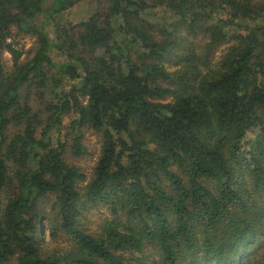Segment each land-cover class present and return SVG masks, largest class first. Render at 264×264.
Masks as SVG:
<instances>
[{
	"label": "trees",
	"instance_id": "trees-1",
	"mask_svg": "<svg viewBox=\"0 0 264 264\" xmlns=\"http://www.w3.org/2000/svg\"><path fill=\"white\" fill-rule=\"evenodd\" d=\"M80 2L88 18L56 20ZM84 130L100 137L89 175L68 162ZM13 261L264 264V0H0V264Z\"/></svg>",
	"mask_w": 264,
	"mask_h": 264
},
{
	"label": "rangeland",
	"instance_id": "rangeland-1",
	"mask_svg": "<svg viewBox=\"0 0 264 264\" xmlns=\"http://www.w3.org/2000/svg\"><path fill=\"white\" fill-rule=\"evenodd\" d=\"M94 11V6L92 4H86L78 3L70 10L66 11L65 13L59 15V18H56V20H65L67 22H70L72 24L79 23L82 20H85L88 18L91 13ZM53 23V22H51ZM53 25V24H52ZM52 25L48 26L47 28L52 30ZM51 37V35H50ZM16 46L17 48L21 49L23 51V55L21 57V60L23 62H26L30 58H32L35 49V38L30 35L26 36H20L16 39ZM220 55V51L217 53V57ZM51 59L54 63H59L61 61H64V57L60 55L57 51L53 50L50 54ZM218 59H215V61ZM32 94L28 98V102L31 106L35 108L41 107V102L36 98L35 91H30ZM46 100H50V96H46ZM67 122L68 120L65 119ZM82 145L85 148V153L80 157H72L68 156V162L75 164L82 168V170L89 175L91 172V169L96 162L99 152H100V137L99 135L95 134L91 130H84L83 132V139H82ZM108 215L105 208H101L99 210L91 211L89 214H87L88 217V227L92 231L96 229L97 224H99L102 220H104ZM46 236H44L45 238ZM10 264H16L15 261L11 262Z\"/></svg>",
	"mask_w": 264,
	"mask_h": 264
}]
</instances>
